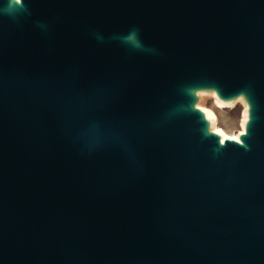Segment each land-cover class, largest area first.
Instances as JSON below:
<instances>
[{"label":"water","instance_id":"95a60500","mask_svg":"<svg viewBox=\"0 0 264 264\" xmlns=\"http://www.w3.org/2000/svg\"><path fill=\"white\" fill-rule=\"evenodd\" d=\"M0 264H264V0H0Z\"/></svg>","mask_w":264,"mask_h":264},{"label":"rangeland","instance_id":"374dc122","mask_svg":"<svg viewBox=\"0 0 264 264\" xmlns=\"http://www.w3.org/2000/svg\"><path fill=\"white\" fill-rule=\"evenodd\" d=\"M201 99V98H200ZM244 103V102H243ZM243 103H237L232 107H217L212 99L205 97L202 104L206 109L211 110L216 117V127L229 137L240 131L241 116L244 110ZM241 121V122H240Z\"/></svg>","mask_w":264,"mask_h":264},{"label":"bare ground","instance_id":"6f19581e","mask_svg":"<svg viewBox=\"0 0 264 264\" xmlns=\"http://www.w3.org/2000/svg\"><path fill=\"white\" fill-rule=\"evenodd\" d=\"M205 97H208L209 99H212L214 101V103L217 105V107H232L234 106L235 104L237 103H243L242 99L239 98L233 102H229V103H224V102H221L216 96L214 93L210 92V93H201L200 94V102L198 104V107L203 110L208 118V120L210 121V125H211V129L212 131L216 132L217 134H219L221 136L222 139H233L235 138L234 140H237V137H238V134H241L243 131H244V124L246 122V105L243 103L244 105V110L242 112V116H241V124H240V131H238L237 134H235L234 136H231L229 137L228 135H226L223 131H221L220 129H218L215 125L216 123V117H215V114L209 110V109H206L204 107V105L202 104V100L205 98Z\"/></svg>","mask_w":264,"mask_h":264},{"label":"snow or ice","instance_id":"6c2138e0","mask_svg":"<svg viewBox=\"0 0 264 264\" xmlns=\"http://www.w3.org/2000/svg\"><path fill=\"white\" fill-rule=\"evenodd\" d=\"M16 2L19 3V0H16ZM233 139H235V138H233ZM221 143H223V141H221Z\"/></svg>","mask_w":264,"mask_h":264}]
</instances>
